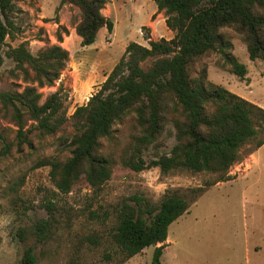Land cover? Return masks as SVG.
Here are the masks:
<instances>
[{"label": "rangeland", "instance_id": "1", "mask_svg": "<svg viewBox=\"0 0 264 264\" xmlns=\"http://www.w3.org/2000/svg\"><path fill=\"white\" fill-rule=\"evenodd\" d=\"M147 1L108 0L103 13L115 23V33L104 27L93 44L83 46L75 30L80 19L78 7L61 6V0H17L10 14L17 27L15 38H7L5 49L28 41L36 54L48 41L56 42L59 25L68 28L62 42L70 52L68 66L54 86L41 91L43 102L52 91L60 90L66 116L71 117L98 91L104 75L118 63L130 42L149 46L151 37H146L150 32L143 25L151 20L156 4ZM161 23L156 35L166 38L169 27ZM222 31L233 44L232 53L246 63L245 77L224 67L219 49L193 61L191 76L206 72L209 80L264 107V61L250 59L234 29ZM4 59L0 91L22 90L25 83L15 73V63ZM24 121L25 141L0 100V264H19L26 245L35 246L37 264H119L123 254L112 233L125 204L135 205L139 197L157 204L173 190L191 201L193 191L199 188L205 190L203 195L169 227L162 264H264V144L258 147L264 138L261 128L258 137L243 145L239 160L226 173L229 179L217 182L222 177L220 172L179 168L163 173L160 167L136 171L126 166L123 158L131 155L136 133L134 119L128 116L116 124L113 139L104 141L106 152L115 160L111 178L98 188L82 179L65 193L56 188L51 166L41 163L71 155L70 142L75 133L72 120L55 134L41 131L27 114ZM255 123L260 127L256 119ZM176 143L175 127L168 123L161 138L144 149L143 159L150 162L170 154ZM47 204L53 210L50 238L45 243H38L32 236L20 241L16 236L19 228L50 217ZM159 245L148 246L123 264H151L152 253Z\"/></svg>", "mask_w": 264, "mask_h": 264}, {"label": "trees", "instance_id": "2", "mask_svg": "<svg viewBox=\"0 0 264 264\" xmlns=\"http://www.w3.org/2000/svg\"><path fill=\"white\" fill-rule=\"evenodd\" d=\"M17 0H0V67L5 57L15 63V73L25 83L22 90L0 91L5 114H11L23 141L24 116L36 122L49 134L58 132L68 120L75 129L71 139V155L65 160L52 158L41 165H50V175L60 191L68 193L85 180L92 188L101 187L112 176L115 160L106 152L104 141H111L116 124L128 116L134 119L131 155L123 163L141 171L160 167L163 173L187 168L194 172H220L224 181L237 162L241 149L249 140L264 132V108L208 79L206 72L196 77L190 65L204 54L219 49L224 67L240 78L248 72L246 63L232 53L233 44L225 39L224 28L234 29L246 45L251 60L264 61V0H153L164 11L167 26L175 32L172 38L151 39L149 46L130 42L124 55L107 78L84 105L67 117L60 90L52 91L42 102L44 87H51L66 70L70 52L63 47L65 25H59L56 42L48 41L33 54L28 41L16 47V25L10 18ZM108 0H61V6L79 8L75 24L82 45L93 44L104 27L112 33L114 22L103 10ZM59 22V21H57ZM150 35L146 39H150ZM255 119L260 123L257 127ZM172 123L177 143L170 154L146 162L143 151L156 143L166 125ZM264 144V138L258 147ZM216 182V183H217ZM196 189L189 201L180 192L168 191L157 204L144 197L136 204H125L112 233L123 254V264L148 246L155 247L151 264H162V253L170 225L187 212L192 202L204 193ZM50 217L21 227L16 236L24 242L32 236L45 243L51 236L54 222ZM19 264H37L34 245H26Z\"/></svg>", "mask_w": 264, "mask_h": 264}, {"label": "crops", "instance_id": "3", "mask_svg": "<svg viewBox=\"0 0 264 264\" xmlns=\"http://www.w3.org/2000/svg\"><path fill=\"white\" fill-rule=\"evenodd\" d=\"M150 2V0L147 1V3ZM152 2H154L152 0ZM156 4V3H155ZM150 21L147 22V24L143 25V26H147L148 28V31L150 32V36H151V39L153 40H158L159 38H161V36H157L156 33H157V26L159 25L160 21L162 22L161 24H166V17H165V14H164V11H159L158 10V7L157 5H154L153 4V7H152V11L150 13ZM103 29V28H102ZM115 29H116V25L114 23V29H113V32L112 33H115ZM168 30V35L166 38H172L174 36L173 34V31L169 28L167 29ZM110 43V42H109ZM142 44V43H141ZM146 45V44H145ZM112 70V68L110 69V71ZM109 71V72H110ZM107 75H104V79L105 80L107 78ZM236 93V92H235ZM241 96V95H240ZM243 97V96H242ZM245 98V97H244ZM261 106V104L259 105ZM262 107V106H261ZM264 108V107H263Z\"/></svg>", "mask_w": 264, "mask_h": 264}, {"label": "water", "instance_id": "4", "mask_svg": "<svg viewBox=\"0 0 264 264\" xmlns=\"http://www.w3.org/2000/svg\"><path fill=\"white\" fill-rule=\"evenodd\" d=\"M158 242H156V244H157Z\"/></svg>", "mask_w": 264, "mask_h": 264}]
</instances>
